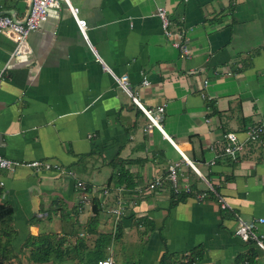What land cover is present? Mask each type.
<instances>
[{
  "label": "crops",
  "instance_id": "0c3cea01",
  "mask_svg": "<svg viewBox=\"0 0 264 264\" xmlns=\"http://www.w3.org/2000/svg\"><path fill=\"white\" fill-rule=\"evenodd\" d=\"M29 5L0 0V15L22 21ZM73 5L87 21V37L64 4L29 36L28 55L13 58V39L0 34V155L51 165L0 170V208L13 213L0 224V260L128 264L134 246L142 264H159L165 251L175 264L198 251L204 256L195 264H235L252 248L264 264L258 243L238 235L241 221L264 219V136L235 158L224 154L228 133L245 140L247 129L264 120V0ZM161 7L171 29L189 39L190 58L165 37L156 16ZM123 75L132 95L116 80ZM171 165H178L181 186L201 191L175 207ZM121 172L134 186L124 197L136 205L121 219L123 239L116 242L117 223L100 203L103 187H127ZM156 179L163 184L151 190ZM77 181L86 184L90 203L81 202ZM209 186L219 193H208ZM94 200L102 209L96 221ZM145 218L155 229L138 227ZM257 231L264 235V224Z\"/></svg>",
  "mask_w": 264,
  "mask_h": 264
},
{
  "label": "built area",
  "instance_id": "2783aa9c",
  "mask_svg": "<svg viewBox=\"0 0 264 264\" xmlns=\"http://www.w3.org/2000/svg\"><path fill=\"white\" fill-rule=\"evenodd\" d=\"M74 0H30V5L28 9L27 16L24 20H18L11 16L0 15V34L4 33L11 37L15 43V49L12 53V57H18L22 55H28L31 53V49L28 46L29 36L37 32L42 23H44L49 16V12L54 9H60L64 4L71 15L74 17L77 26L81 33L87 37L88 25L87 21L79 17L80 9L73 5ZM156 16L160 19L161 27L165 37L168 39H173V47L177 48L180 52V57L182 59L190 58L192 55V48L189 39L186 37L184 32H174L171 29V19L167 13V10L163 7L157 10ZM119 85L130 95H132L131 89L128 83V76L123 75L121 77H116ZM144 85H148L149 81L147 79L143 82ZM137 103V99H134ZM145 114L149 117L154 126L161 129L158 124V119L153 115L151 110L143 109ZM164 108L160 107L158 109L159 114L163 113ZM264 136V120L257 125L250 126L246 131V139L240 140L236 133H228L226 135V146L224 148V154L235 158L236 155L243 151L245 144L251 141H259ZM21 167L34 168L37 171L42 169L50 170L51 165L42 162L34 161L31 163H24L16 160H12L0 155V170L15 171ZM178 165H171L168 171V181L172 184L173 190L176 193L180 192H191L190 185L186 184L181 186L179 182V176L177 173ZM58 169H61L58 167ZM69 175L74 176L73 172H68ZM163 184L161 179H156L150 184L151 190H156L160 188ZM0 185L2 183L0 182ZM76 188L83 192L81 195L82 203H90L92 201L91 194L88 193L86 184L83 181L76 182ZM211 188V186H209ZM212 189V188H211ZM213 190V189H212ZM129 193V189L126 186H116L110 187L105 186L101 189V203L100 207L103 211L110 217L114 218L116 223L125 217L129 207L135 206L136 203L125 199V194ZM206 198V194H199L198 199L203 200ZM221 198V197H220ZM223 202V200L221 199ZM223 207L226 208L227 205L223 202ZM264 224V219H259L257 221H252L250 223L242 222L240 223V229L238 235L241 236L243 240L249 242L250 240H256L259 247L264 250V235L258 234L259 225ZM96 264H114L112 258L99 260Z\"/></svg>",
  "mask_w": 264,
  "mask_h": 264
},
{
  "label": "trees",
  "instance_id": "16d2710c",
  "mask_svg": "<svg viewBox=\"0 0 264 264\" xmlns=\"http://www.w3.org/2000/svg\"><path fill=\"white\" fill-rule=\"evenodd\" d=\"M120 183H127V187L129 189L134 188L133 186V181L128 175L127 172H121L120 173V178H119ZM220 189L216 186H214V190H208V193L211 195L215 196V194L219 193ZM201 191L197 188L196 185L191 186V192L186 193V192H180L176 193L174 190H172L171 193V207H175L181 202L186 201L188 197L194 196V193H200ZM217 199V197H215ZM218 201V199H217ZM93 212L95 214V221L99 216L102 215V209L99 207V203L97 200H94L93 202ZM224 211H227L226 209H223ZM12 209L10 207H2L0 208V224L3 222H6L11 216H12ZM141 225H145L147 229H155V226H153V222L150 219H143L141 222H138V227ZM123 232H124V225L121 220H119L116 224V229L114 233V240L116 242H121L123 239ZM249 244L256 245L257 241L256 240H250ZM100 254L102 252L100 251ZM203 253L201 251H198V253L193 254L190 258H188V261H181L180 264H195L197 262H200L203 259ZM258 256V252L255 248L250 249L248 254H243L237 257L236 263L235 264H257L256 258ZM102 260V259H101ZM99 261V260H98ZM96 261V263L98 262ZM0 264H4V261L1 259ZM128 264H142L141 260H137L136 262L128 263ZM159 264H175V259L172 254H170L168 251H165L163 256L161 257Z\"/></svg>",
  "mask_w": 264,
  "mask_h": 264
},
{
  "label": "rangeland",
  "instance_id": "374dc122",
  "mask_svg": "<svg viewBox=\"0 0 264 264\" xmlns=\"http://www.w3.org/2000/svg\"><path fill=\"white\" fill-rule=\"evenodd\" d=\"M260 248V247H259ZM261 249V248H260ZM137 248L134 246H130L128 252H132L134 258L133 261H131V259H129L128 263H132V262H136L137 260H139L137 253L135 254L134 252H136ZM262 250V249H261ZM131 258V257H130Z\"/></svg>",
  "mask_w": 264,
  "mask_h": 264
},
{
  "label": "water",
  "instance_id": "95a60500",
  "mask_svg": "<svg viewBox=\"0 0 264 264\" xmlns=\"http://www.w3.org/2000/svg\"><path fill=\"white\" fill-rule=\"evenodd\" d=\"M190 163V162H189Z\"/></svg>",
  "mask_w": 264,
  "mask_h": 264
}]
</instances>
